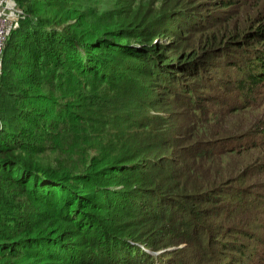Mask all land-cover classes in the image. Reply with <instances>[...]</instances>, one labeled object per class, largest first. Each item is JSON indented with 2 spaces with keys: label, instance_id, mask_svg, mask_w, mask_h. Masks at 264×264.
Wrapping results in <instances>:
<instances>
[{
  "label": "trees",
  "instance_id": "1",
  "mask_svg": "<svg viewBox=\"0 0 264 264\" xmlns=\"http://www.w3.org/2000/svg\"><path fill=\"white\" fill-rule=\"evenodd\" d=\"M25 1L11 0L0 60V180L42 205L41 222L53 219L54 234L0 228V264H264V156L226 176L224 166L212 167L221 155L264 152V110L243 117L263 102L257 93L264 88V28L217 20L200 44L180 50L194 20H211L201 2L166 6L153 22L146 16L158 9L129 10L134 0H116L128 12L100 29L83 13L104 14L102 0H31L30 7ZM165 36L175 37L167 57L163 41L155 44ZM58 78L81 101L75 110L49 95ZM140 78L152 86L143 88ZM159 88L164 100L186 106L183 134L172 133L170 113L154 110L163 98L154 94ZM231 115L243 118L234 126ZM20 129H37L48 140L35 144ZM176 146L197 179L208 176L203 186L174 182ZM84 147L93 153L85 156ZM54 149L79 152L83 168L64 164L67 154L52 166L38 160ZM107 210L115 217H105ZM156 235L168 239L159 244ZM185 246L196 248L189 259L181 256Z\"/></svg>",
  "mask_w": 264,
  "mask_h": 264
},
{
  "label": "rangeland",
  "instance_id": "2",
  "mask_svg": "<svg viewBox=\"0 0 264 264\" xmlns=\"http://www.w3.org/2000/svg\"><path fill=\"white\" fill-rule=\"evenodd\" d=\"M85 1L87 4H91V5L96 4V0H93V1L85 0ZM217 1L218 0H208V1L207 0H134L130 3L131 5L127 8H129L130 10L135 6H139L141 8V12H143L145 9H148V11L150 10V12H152V10L154 9H158L155 12L156 14L149 15V17L146 16V18L152 19L153 22H155V20H158L160 22L161 17H162V10L166 6H171L174 4L175 7L176 6L186 7L190 5H198V3L201 2L202 4H200V6L202 7V10H204V12L212 13V17L210 18L211 20L209 22L205 21V23H203V20H194L195 22H197V25H196L197 27H191L189 28V30H186L185 32L183 31L184 32L183 36L184 38H186V41L184 44L178 47L180 50L182 49L189 50L191 44L192 45L196 43L200 44V35L204 33L206 34V31H208L209 29H212L211 27L214 25V23L217 20L221 21L223 19L224 20L229 19L230 25L231 24L235 25L236 23L237 26H242V27L246 26L247 24V21L245 20H249L248 22L255 23L256 27L261 26L264 28V0H240V1L235 0L234 2L229 3V5H226V7L214 8L213 4ZM25 6H29V7L36 6V4L32 2L31 0H27L25 1ZM84 7L85 6L81 7L82 8L80 10L81 12H83ZM112 7L118 8V12L113 11ZM99 8H101L100 11H102L104 8L105 10H108V11H106L104 14H100L99 12L98 14H94L91 12L83 13L84 14L83 17L85 18V21H86V18H90L89 22L86 21L90 27L93 25H98L95 27L104 29L106 28L107 24L111 22L110 20L112 18H118L120 15L125 16V12H128L126 11L127 8L120 10V2L118 3L116 2V0H102L100 2ZM186 16H190V15H186ZM191 16H194V15L192 14ZM31 18L34 19V22H37V19L35 17H31ZM181 22L185 23L186 26L190 27V23H187V20L186 22L181 20ZM60 26H63V25L61 24ZM183 26L186 27L185 25ZM206 28H209V29H206ZM228 29H224L221 32L226 34L225 36H227ZM219 31L220 30H215V32L218 34H219ZM161 38L156 40L155 44H158L159 41L162 40L164 45L161 46V49L164 50V56L167 57L170 54L172 55L174 53L173 48H174L175 42L173 44V39L175 37L172 38L169 36H165L162 39ZM116 43H119V42H116ZM167 47H170V49L166 50ZM210 59L212 60L211 56H210ZM214 60L219 61L218 63L221 64V61L219 59L214 58ZM221 67H223V64ZM216 68L218 69V66H216ZM224 69L229 70L227 71V73L230 72L229 67H224ZM81 77L83 79L85 78V76L83 75ZM59 80L60 79L58 78L56 79L54 83L51 82L50 88L52 89L49 95L56 98V100L60 103H64V102L71 103L73 106L72 109L75 110L74 108H76L78 106V103H81V101L78 100L75 91H73L72 93H69V90H65L67 88L62 87L63 86L62 84H64L65 82L64 81L60 82ZM136 80H137L136 82L138 84H141L143 88L147 89L148 87L152 86L151 79L149 78H147L146 81H143L142 78L136 79ZM263 89L264 88H260L257 93L258 94L257 97L263 101L261 102V107L255 110L254 112H252L251 115L246 114L243 117L251 118L253 115L259 114L264 110V91ZM156 90L157 91L154 93L156 94L155 95L156 97H159V98L163 96L165 97V93H160L163 91L161 88L156 89ZM146 91L147 90H145V92ZM164 97L161 99L162 101H160L159 105H156V104L153 105L154 110L157 112H160L161 114L165 116H167L166 115L167 113H170L172 115L170 120H172L171 123H173L172 133L177 134V135L183 134V132L188 127V119H189L188 118L189 116L186 113L188 111L186 109V106L185 107L180 106L179 100L173 103H170V100L172 99H167L166 101L164 100ZM6 99L7 100H5L4 102L7 105V101L10 102L12 97L6 96ZM141 100L144 101L145 97L142 96ZM131 107H132V104H130V108ZM78 111H81V108H78ZM237 116H240V117H237ZM237 116L231 115L230 117H228L229 119H231L232 122H234V126L236 124L235 121H239L241 118H243L242 115H237ZM22 123L23 122L19 120L16 128H18ZM131 124H132V121L126 120L125 125H127L126 126L127 132L131 129L130 128ZM108 125L110 124L107 123V127H109ZM60 126L61 124L57 126V129H59ZM22 129H20L19 131H22L23 133L27 134V136H30L32 142H34L35 144H38V143L43 144L48 140L47 137L41 136L37 129L35 131L22 130ZM167 132L168 131H164V133H167ZM173 151L176 152L177 153L176 155H179V158H180V160L169 170L170 174H173L174 176L173 177L174 182L178 184L180 187H183L184 183L187 184L188 186H197V185H199L200 187L203 186L205 180L208 179V176L206 175L207 176L206 179L201 178V177L197 179V177L199 176V173L196 170L191 171V168H194V166L191 163L190 159L188 157H185V154L179 151L177 146L174 147ZM82 152L85 153V156H87L89 152L93 153V151L92 150L89 151L87 147H84V150H82ZM103 152L104 151H101V152L98 151V158H101V155ZM62 154H67V156L62 158V162L64 164H67L70 166L74 165L75 167L73 168V170H76V171H79L83 168L78 164V161L81 159V155L79 152H76V151H73L71 153H66L64 151L61 153V151L58 149L46 150V151L39 153L38 160H40L43 164L50 163V165L52 166L54 164L53 161L60 160V157H62ZM262 156H264V152H260V151H250V152L237 153V154L232 153V154H229V155L226 154L223 156L221 155L215 158L216 159L215 162H217V164H220V165L214 164L212 165V167L214 168L216 166H221V167L224 166V168L220 170H221L222 175L226 176L234 168H239L241 165L242 167L245 168L246 164L250 166L252 162H255L257 158H261ZM262 174H264V170ZM0 193L2 194V198H0V228H6L4 230H7L6 232L8 234H13L14 232H17L23 229L24 230H27V229L28 230H31V229L40 230V228H42L41 229L42 232L44 231L47 233L53 232L54 225L53 223H51L53 219H50V220L45 219L43 222H41L43 218L41 215H39V212L44 210L43 209L44 207L42 205L37 204L31 201L30 199H27L23 193L18 192V188L14 187L10 183H7L1 180H0ZM102 214H104L105 217H115L113 211H110V210L104 211L102 212ZM156 239L158 240V242H160L159 244H163V242L167 240L168 237H165L164 235L163 236L156 235ZM181 246H184L183 243L173 244L170 246H162L160 250H164V249L174 250L175 248H178ZM185 248H186V252L180 255L187 256V259H189L190 254H193L196 248L187 247V246H185ZM158 252L160 251H157L155 253H158ZM41 258L42 257H38V259H36L35 261H38Z\"/></svg>",
  "mask_w": 264,
  "mask_h": 264
},
{
  "label": "built area",
  "instance_id": "3",
  "mask_svg": "<svg viewBox=\"0 0 264 264\" xmlns=\"http://www.w3.org/2000/svg\"><path fill=\"white\" fill-rule=\"evenodd\" d=\"M11 0H0V60L8 29L11 26Z\"/></svg>",
  "mask_w": 264,
  "mask_h": 264
}]
</instances>
